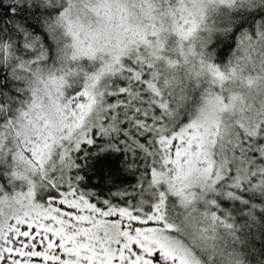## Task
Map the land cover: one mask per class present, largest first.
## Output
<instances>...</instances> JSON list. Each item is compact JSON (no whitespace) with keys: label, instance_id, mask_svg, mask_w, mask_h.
Segmentation results:
<instances>
[{"label":"snow or ice","instance_id":"1","mask_svg":"<svg viewBox=\"0 0 264 264\" xmlns=\"http://www.w3.org/2000/svg\"><path fill=\"white\" fill-rule=\"evenodd\" d=\"M0 264H264V0H0Z\"/></svg>","mask_w":264,"mask_h":264}]
</instances>
